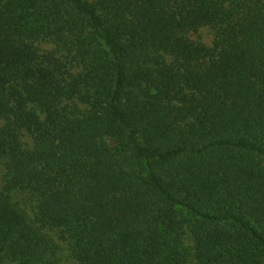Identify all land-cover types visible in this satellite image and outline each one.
<instances>
[{
    "label": "trees",
    "instance_id": "1",
    "mask_svg": "<svg viewBox=\"0 0 264 264\" xmlns=\"http://www.w3.org/2000/svg\"><path fill=\"white\" fill-rule=\"evenodd\" d=\"M0 120V264H264V0H0Z\"/></svg>",
    "mask_w": 264,
    "mask_h": 264
},
{
    "label": "rangeland",
    "instance_id": "2",
    "mask_svg": "<svg viewBox=\"0 0 264 264\" xmlns=\"http://www.w3.org/2000/svg\"><path fill=\"white\" fill-rule=\"evenodd\" d=\"M191 38L209 45V44H211L212 39H213L212 29H210L208 27H203V28L199 29L197 32L191 33ZM43 46L44 47H50V45H48V44H44ZM2 123H3V121L0 120V126L2 125ZM22 139L26 143L30 144V142H31L30 138L28 137V135L26 133L23 134ZM3 174H4V167L0 163V184H1ZM12 200H13V202L16 203V205H18L26 213L30 224H32L33 226H37V224H35V221H34L35 204L31 200L30 196L28 194H26L25 192H22V191H14L12 193ZM42 230L43 231L45 230L47 232V234H49L50 236L53 235L54 238L57 240V242H59V244L62 245V249H61V257L62 258H61V261L59 262V264H75V261L72 258L70 251L68 250V245L62 239L58 238V234L55 232V230H50L48 228H44ZM184 245L186 247H188L189 249H191V247H192V243H191L190 236L188 233L184 238Z\"/></svg>",
    "mask_w": 264,
    "mask_h": 264
}]
</instances>
